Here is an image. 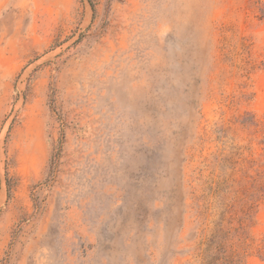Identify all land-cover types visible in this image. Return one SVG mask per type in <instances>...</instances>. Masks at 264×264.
Masks as SVG:
<instances>
[{
	"label": "rangeland",
	"instance_id": "obj_1",
	"mask_svg": "<svg viewBox=\"0 0 264 264\" xmlns=\"http://www.w3.org/2000/svg\"><path fill=\"white\" fill-rule=\"evenodd\" d=\"M224 200L264 264V0H0V264H199Z\"/></svg>",
	"mask_w": 264,
	"mask_h": 264
},
{
	"label": "trees",
	"instance_id": "obj_2",
	"mask_svg": "<svg viewBox=\"0 0 264 264\" xmlns=\"http://www.w3.org/2000/svg\"><path fill=\"white\" fill-rule=\"evenodd\" d=\"M210 191L213 194L220 192L217 188L215 190L210 189ZM217 208L218 211L216 209L212 214L210 233L206 236H200V241L195 250L196 258L199 260V264H242L238 250L235 247L233 249V245L230 242L232 241V235L234 233L238 234L240 231L241 236H239V245L237 247L245 246V238L242 239L244 227L240 220L238 221V228L232 229L230 227L233 221L232 215H235L236 212L225 200L219 203ZM208 210L209 208L205 206L200 215L205 216ZM240 213H243V211H240ZM244 215L246 216V214Z\"/></svg>",
	"mask_w": 264,
	"mask_h": 264
}]
</instances>
